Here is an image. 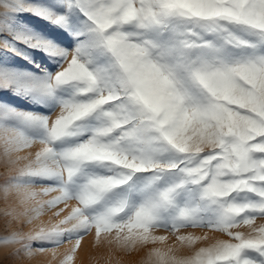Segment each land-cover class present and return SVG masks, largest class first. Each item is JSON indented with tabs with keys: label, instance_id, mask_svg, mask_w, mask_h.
Segmentation results:
<instances>
[{
	"label": "snow or ice",
	"instance_id": "6c2138e0",
	"mask_svg": "<svg viewBox=\"0 0 264 264\" xmlns=\"http://www.w3.org/2000/svg\"><path fill=\"white\" fill-rule=\"evenodd\" d=\"M0 168L12 264H264V0H0Z\"/></svg>",
	"mask_w": 264,
	"mask_h": 264
},
{
	"label": "rangeland",
	"instance_id": "374dc122",
	"mask_svg": "<svg viewBox=\"0 0 264 264\" xmlns=\"http://www.w3.org/2000/svg\"><path fill=\"white\" fill-rule=\"evenodd\" d=\"M35 149H33L34 151ZM3 169L0 168V172ZM4 211L3 203H0V237L10 235L21 226L19 224H10L2 216ZM260 221H258L259 223ZM31 225H24L23 230ZM186 231H194L197 235H203L202 230L188 229ZM157 234L166 235L167 233L158 232ZM210 236L212 234H209ZM174 238L169 239L168 243H172ZM81 246L85 249L80 257L74 259L73 264H144L146 259V249L133 250L130 253L117 251L114 247L109 246L106 242L97 244L94 233L85 236L81 242ZM13 250L12 246L0 245V264H12L8 259V254ZM60 258L52 260H37L32 257L23 262V264H59Z\"/></svg>",
	"mask_w": 264,
	"mask_h": 264
},
{
	"label": "bare ground",
	"instance_id": "6f19581e",
	"mask_svg": "<svg viewBox=\"0 0 264 264\" xmlns=\"http://www.w3.org/2000/svg\"><path fill=\"white\" fill-rule=\"evenodd\" d=\"M48 218H49L48 215H46V216L42 217V220L46 222V221L48 220ZM37 223H39V221H37ZM31 227H32V225H31L30 227L26 228V231L30 230ZM68 246H69V245H67V244L61 246V248L59 249V252H60V253H63L64 250H65V248L68 247ZM84 250H85V249L81 246V247L77 250V253H76V257H75V259L78 258V257H80V255H82V254L84 253ZM55 258H61V257L58 255V256L55 257ZM55 258H53V257L51 256L50 253L35 256L36 261H37V260H38V261H39V260H52V259H55Z\"/></svg>",
	"mask_w": 264,
	"mask_h": 264
}]
</instances>
